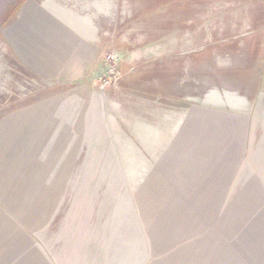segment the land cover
I'll list each match as a JSON object with an SVG mask.
<instances>
[{"label": "rangeland", "instance_id": "rangeland-1", "mask_svg": "<svg viewBox=\"0 0 264 264\" xmlns=\"http://www.w3.org/2000/svg\"><path fill=\"white\" fill-rule=\"evenodd\" d=\"M74 234L264 264V0H0L1 263Z\"/></svg>", "mask_w": 264, "mask_h": 264}, {"label": "crops", "instance_id": "crops-1", "mask_svg": "<svg viewBox=\"0 0 264 264\" xmlns=\"http://www.w3.org/2000/svg\"><path fill=\"white\" fill-rule=\"evenodd\" d=\"M135 232H139L137 224L133 226ZM73 239L72 244H64L66 251L63 255L53 256L55 261L48 256L42 257L39 264H145V244L133 242H121L116 239L103 240H80V235ZM113 236V235H112ZM148 249V248H147ZM4 264H17V260L8 259ZM0 264L1 260H0ZM23 264H33L31 257H26ZM38 264V263H37Z\"/></svg>", "mask_w": 264, "mask_h": 264}]
</instances>
